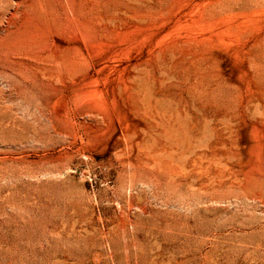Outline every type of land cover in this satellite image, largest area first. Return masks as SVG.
<instances>
[{
  "label": "rangeland",
  "instance_id": "374dc122",
  "mask_svg": "<svg viewBox=\"0 0 264 264\" xmlns=\"http://www.w3.org/2000/svg\"><path fill=\"white\" fill-rule=\"evenodd\" d=\"M0 264H264V0H0Z\"/></svg>",
  "mask_w": 264,
  "mask_h": 264
}]
</instances>
